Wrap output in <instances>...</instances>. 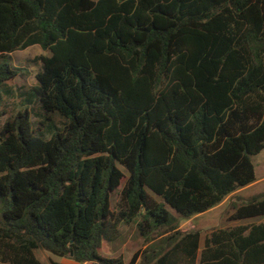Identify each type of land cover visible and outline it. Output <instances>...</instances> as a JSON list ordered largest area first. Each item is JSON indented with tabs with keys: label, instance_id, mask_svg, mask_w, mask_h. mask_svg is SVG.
I'll list each match as a JSON object with an SVG mask.
<instances>
[{
	"label": "trees",
	"instance_id": "trees-1",
	"mask_svg": "<svg viewBox=\"0 0 264 264\" xmlns=\"http://www.w3.org/2000/svg\"><path fill=\"white\" fill-rule=\"evenodd\" d=\"M34 45L50 56L15 90ZM3 97L24 108L4 119ZM263 150L264 0H0V264H125L100 248L133 222L140 264H264L263 223L177 230ZM256 217L264 194L230 202Z\"/></svg>",
	"mask_w": 264,
	"mask_h": 264
},
{
	"label": "rangeland",
	"instance_id": "rangeland-1",
	"mask_svg": "<svg viewBox=\"0 0 264 264\" xmlns=\"http://www.w3.org/2000/svg\"><path fill=\"white\" fill-rule=\"evenodd\" d=\"M50 56L49 51L42 50L38 45H34L31 47H28L24 50L14 52L10 55V60H8L9 63H11L13 66L18 67L21 69V75L16 77L15 79L8 81L7 84L12 87L13 89L26 91L29 90L31 87L36 86V80L35 75L41 70V61H35L37 57ZM5 105V117L6 119L8 116L15 115L18 111H21L24 106L20 104L19 99H11V98H5L3 97ZM32 105H27L28 110L30 111V108ZM34 112L38 114L39 112L37 109H34ZM40 119L33 116L32 121H34L37 127V122ZM55 123H59L60 121L55 118ZM252 164L254 165L255 172L257 174V177L259 179L264 178V150L252 157ZM254 195L256 194V191L251 190L244 191L243 196L251 193ZM152 197H154L156 200L160 201L159 198L149 193ZM117 196H114L112 206L116 204ZM230 199H228L225 204L228 203ZM224 204V205H225ZM229 207V206H227ZM172 212V211H171ZM232 212V211H231ZM230 212V213H231ZM173 213V212H172ZM222 214V210L218 212V215L215 217L213 225H210V227H207L205 229H201L199 226L197 228V223L193 219L188 220H181L178 223V228L180 232H188L191 230H202L201 233V245L203 243V239L206 234H208L210 231L226 226L227 222H225L224 217H220ZM226 216L229 215V208L226 209V211L223 213ZM264 219V217H256L244 221H238L236 223H256L259 220ZM120 231V239L114 243H108L103 242L102 247L100 248V255H102L105 258H119L121 259L125 264H129V261L131 260L132 256L137 253L138 257L136 258V261L134 264H140L141 257L143 255V252L147 249L148 244L143 241V237L139 236L136 227L135 222L130 224H124L121 223L118 227ZM155 243H158L160 240V237H156ZM38 259L43 263L47 264V257L48 255L45 253H37ZM54 260L63 263V264H73V262L69 259H59V258H53Z\"/></svg>",
	"mask_w": 264,
	"mask_h": 264
},
{
	"label": "crops",
	"instance_id": "crops-1",
	"mask_svg": "<svg viewBox=\"0 0 264 264\" xmlns=\"http://www.w3.org/2000/svg\"><path fill=\"white\" fill-rule=\"evenodd\" d=\"M255 175H256V180L254 183H252L251 185L247 186V187H244L236 192H234L233 194H231L229 197H227L221 204H219L218 206L202 213V214H199V215H196L194 217H192L191 219H193L194 221H196L197 223V228L200 226L201 229H205L207 227H210V225H213L214 223V220H215V217L218 215V212L220 210H222V214L220 217H224L225 219V222L229 223L227 224L226 226H223V227H220V228H225V227H234V226H238V225H247V224H250V223H236V222H228L227 221V216L225 214H223L227 208V206H229L230 202H233L237 205H240L242 204L244 201H246L247 199L251 198V197H256V196H261L264 194V178H261L259 179L257 177V174L255 172ZM251 190H254L256 191V194H252L249 193L248 196L245 195L243 196V192L244 191H251ZM230 199L228 201L227 204H225V202ZM225 204V205H224ZM264 224V219H261L259 220L258 222L254 223V224ZM200 229H198V231H202ZM200 244H201V240H200Z\"/></svg>",
	"mask_w": 264,
	"mask_h": 264
}]
</instances>
